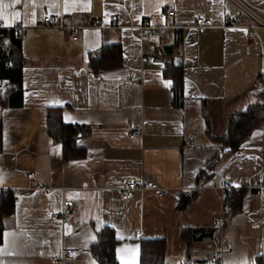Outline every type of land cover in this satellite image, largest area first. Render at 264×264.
<instances>
[{"label": "crops", "instance_id": "crops-1", "mask_svg": "<svg viewBox=\"0 0 264 264\" xmlns=\"http://www.w3.org/2000/svg\"><path fill=\"white\" fill-rule=\"evenodd\" d=\"M243 1L264 15V0ZM0 12L10 23L0 19L2 28L20 36L22 58L19 98L16 85L0 80V192L15 200L1 219L0 264H97L89 248L105 228L117 240V264H139L141 241L158 239L164 264H212L227 244L223 264H264V192L251 189L264 184V124L237 150L213 140L226 136L231 114L264 99L248 93L264 73V29L250 40L253 21L237 20L226 0H0ZM197 14L212 26L198 32ZM226 16L235 26L224 25ZM159 27H168L162 46L140 40ZM109 45L121 49L118 67L94 74L89 59ZM174 66L179 103L165 71ZM50 113L87 129L76 156L65 159L48 133ZM224 179L240 189L235 212L230 203L223 211L215 189ZM148 181L162 197L121 200L127 184ZM183 196L193 197L180 208ZM65 206L72 215L53 220ZM195 229L211 234L186 243ZM64 253L71 257L55 263Z\"/></svg>", "mask_w": 264, "mask_h": 264}, {"label": "trees", "instance_id": "trees-1", "mask_svg": "<svg viewBox=\"0 0 264 264\" xmlns=\"http://www.w3.org/2000/svg\"><path fill=\"white\" fill-rule=\"evenodd\" d=\"M20 36L12 29L0 28V80L17 87L15 96L21 95L22 58L20 57ZM121 49L118 45L104 46L99 53L92 55L89 59V69L94 74L104 70L118 67L120 63ZM166 71L172 80L174 101L179 103L182 100V78L178 67L174 66L172 71ZM264 94V92H262ZM264 124V99L262 102L250 104L241 112L231 114L228 119V131L226 136L213 139L229 149L237 150L254 129ZM47 130L54 141L63 147L64 157L76 156V139L83 135L87 129L80 125L65 124L59 113H50L47 119ZM233 194L228 201L231 208L229 211H237L232 205L235 200ZM193 196H183L179 199V207L185 208ZM15 200L12 192H0V243L3 216L10 215L14 211ZM186 234V233H184ZM211 233L205 229H195L184 235L186 243L201 241ZM117 240L110 229H103L98 234L97 240L89 248V253L97 264H117L115 258V247ZM139 264H164V241L144 240L140 243ZM195 264H207L206 261H199Z\"/></svg>", "mask_w": 264, "mask_h": 264}, {"label": "built area", "instance_id": "built-area-1", "mask_svg": "<svg viewBox=\"0 0 264 264\" xmlns=\"http://www.w3.org/2000/svg\"><path fill=\"white\" fill-rule=\"evenodd\" d=\"M233 4L239 11V14L237 15L236 19L240 20L242 16H247L253 21V24H251L249 27H246L249 30L248 38L250 40H253L256 37V30L261 28L264 29V15L263 13L259 12L258 10H254L250 6H248L243 0H226ZM173 11H167L166 15L168 17L173 16ZM44 23L47 25H55L56 21L51 17H45ZM195 24L194 28L198 32H202L203 30L209 28L212 26V21L208 18H206L204 15L197 14L195 15ZM96 23V22H94ZM225 26H235V24H232L229 17H225L224 20ZM20 27L21 24H18ZM57 26L60 29H63L64 26L62 23H57ZM0 28H2V25H0ZM143 29H148L147 27H144ZM168 27H159L152 29L151 31H148L147 33H144L140 40L143 42L150 43L154 46L160 47L162 46V37L165 35ZM129 83L131 85H138L140 83V79L137 76L132 75L129 78ZM4 89L3 83L0 82V91ZM264 92V73L262 75L258 76L256 81L253 83L251 88L248 90V93L250 95H254L257 93ZM137 133L134 132L130 134L129 138L133 139L136 137ZM186 147H194V143L192 140H188L185 142ZM36 177L35 173H28L27 178L32 180ZM215 189L220 193L222 202H223V211H227L229 209L228 201L230 200L231 196L233 194L239 193L240 189L234 187L228 179L221 180ZM252 190H256L259 196H262L264 192V184L263 183H257L254 187L251 188ZM41 190L47 191V189L42 188ZM136 192H151L154 196L162 197L164 194V189L159 187L156 183L152 181H148L142 184H135L130 183L127 184L125 187L120 189V198L123 201H128L132 198L133 194ZM14 198L17 199L18 197L14 195ZM73 209L71 206H65L62 212L57 215L53 216V220L57 221H64L68 219L72 215ZM219 224V223H218ZM232 250L231 245H223L219 247V249L212 255L211 257V263L212 264H223V258L225 254L229 253ZM71 257V253H64L59 260L54 261L55 263H61L62 261L68 259Z\"/></svg>", "mask_w": 264, "mask_h": 264}, {"label": "snow or ice", "instance_id": "snow-or-ice-1", "mask_svg": "<svg viewBox=\"0 0 264 264\" xmlns=\"http://www.w3.org/2000/svg\"><path fill=\"white\" fill-rule=\"evenodd\" d=\"M0 19H3V20H4V23H5L7 26H10L9 21L7 20L6 17H4V15H3L2 12H0ZM168 83L170 84L171 82H168ZM166 86H167V85H166ZM4 235H5V238H6V237H7V233H5ZM0 251H3V249H0Z\"/></svg>", "mask_w": 264, "mask_h": 264}, {"label": "water", "instance_id": "water-1", "mask_svg": "<svg viewBox=\"0 0 264 264\" xmlns=\"http://www.w3.org/2000/svg\"><path fill=\"white\" fill-rule=\"evenodd\" d=\"M177 63H178V61H177Z\"/></svg>", "mask_w": 264, "mask_h": 264}]
</instances>
